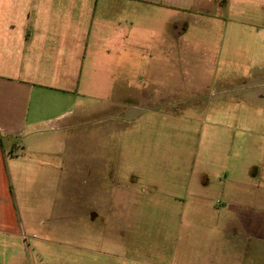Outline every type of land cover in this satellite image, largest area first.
Returning a JSON list of instances; mask_svg holds the SVG:
<instances>
[{"label":"rangeland","instance_id":"1","mask_svg":"<svg viewBox=\"0 0 264 264\" xmlns=\"http://www.w3.org/2000/svg\"><path fill=\"white\" fill-rule=\"evenodd\" d=\"M216 27L190 26L180 52H141L136 95L110 106L124 118L50 135L51 164L37 172L56 177L45 190L53 213L14 251L32 264L219 263V238L198 224L215 218L188 214L197 194L222 209L235 180L264 189V33ZM85 209L100 211L97 227L72 220Z\"/></svg>","mask_w":264,"mask_h":264},{"label":"crops","instance_id":"2","mask_svg":"<svg viewBox=\"0 0 264 264\" xmlns=\"http://www.w3.org/2000/svg\"><path fill=\"white\" fill-rule=\"evenodd\" d=\"M198 24L252 38L264 33V0H0V264H32L14 240L52 216L45 190L56 177L37 172L51 164L42 159L50 135L124 118L110 106L136 95L141 52H180ZM232 184L238 192L222 196V209L197 194L188 216L215 218L198 223L219 238L214 264H264V189Z\"/></svg>","mask_w":264,"mask_h":264},{"label":"flooded vegetation","instance_id":"3","mask_svg":"<svg viewBox=\"0 0 264 264\" xmlns=\"http://www.w3.org/2000/svg\"><path fill=\"white\" fill-rule=\"evenodd\" d=\"M98 212L100 211L93 209L77 210L75 214L72 215V220L74 218V222L80 227V229L84 227L88 228L90 226L97 227V217H99Z\"/></svg>","mask_w":264,"mask_h":264}]
</instances>
